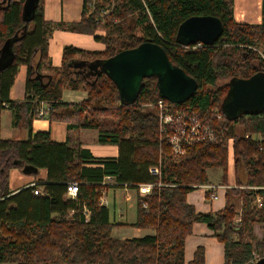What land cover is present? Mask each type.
<instances>
[{
  "label": "trees",
  "instance_id": "1",
  "mask_svg": "<svg viewBox=\"0 0 264 264\" xmlns=\"http://www.w3.org/2000/svg\"><path fill=\"white\" fill-rule=\"evenodd\" d=\"M24 2L0 0V60L5 58L1 52L5 42L10 43L6 56L10 60L0 69V114L9 110L11 126L27 131L24 140L0 139V263L186 264L185 239L195 223H203L224 245L225 264H247L252 248L241 240L244 229L261 223L263 235L256 248H264V190L226 189L224 208L213 213L196 212L186 197L207 182L206 169H220L219 184L227 185L229 139L233 140L235 185L264 187V112L228 119L222 104L229 82L217 84L220 77L231 81L264 73V0L258 25L236 22L233 0H123L114 10V18H104L103 35L96 34L99 26L84 7L79 22L53 24L44 18L43 0L25 20ZM194 16L221 21L222 35L213 45L179 43V25ZM55 28L92 35L104 50L89 52L66 46L61 66L54 68L47 42ZM145 41L161 46L171 63L197 83L191 98L174 104L178 113L166 134L159 131L154 108L161 99L156 78L144 81L134 104L119 106L117 89L106 74L92 77L87 70L77 74L74 68L75 61L104 60ZM236 55L243 60L242 66H237ZM21 66L26 67L24 98L14 101L9 93ZM43 68L48 73H42ZM64 88L82 90L86 97L78 103L63 102ZM71 116L76 123L69 129L95 130L99 144L117 147V157L96 159L79 141L53 142L48 133L32 129L34 119L57 121ZM196 123L208 126L213 139L184 144V154H174L169 134ZM25 168L36 173L44 170L45 179L13 193L9 172ZM150 168H158L159 173L151 175ZM106 178L114 188L162 185L148 196L136 197L132 227L152 234L111 237L112 229L120 224L110 220L107 207L100 203L109 187L102 184ZM70 183L77 185L74 199L66 196ZM229 195L241 199L240 231L232 227L235 206ZM257 196L260 208L255 207ZM188 264H203L201 247Z\"/></svg>",
  "mask_w": 264,
  "mask_h": 264
},
{
  "label": "crops",
  "instance_id": "2",
  "mask_svg": "<svg viewBox=\"0 0 264 264\" xmlns=\"http://www.w3.org/2000/svg\"><path fill=\"white\" fill-rule=\"evenodd\" d=\"M262 3L263 0H233V14L235 21L250 25L260 24L262 20ZM82 10L83 0H43L44 18L46 21L53 24L77 23L81 19ZM96 34L103 35V32L97 31ZM66 46H72L74 48L89 52H102L104 50V45L102 43L96 42L92 35L72 33L60 28H55L52 30L47 42V54L52 67L59 68L61 66L63 49ZM42 73H48V70L43 68ZM19 75H22L21 79L19 78ZM25 76L26 67H19L17 76L9 93L10 98L14 101H21L24 98ZM11 118L12 117L9 110L6 109L1 112L0 139H26V129L22 126L17 128L12 127ZM75 123V116L66 117L65 119L57 121L34 119L32 121V129L34 132L48 133L50 140L53 142H65L67 138H70L73 142L79 141L81 147L87 149L92 157L96 159H114L117 157V147L114 145L99 144L97 142V132H95V130L76 129L74 126L73 129H69V126L75 125ZM72 131L73 133H71ZM233 170V166L231 169L230 161H228L227 185L229 186L235 185ZM229 171H231V180H229L228 177ZM45 176L46 172L44 170H40L36 174H24L20 170H11L9 172L8 180L9 189L13 193H16L22 188L36 183V181L44 180ZM104 182L109 186L108 188H114L112 187V180H107V182ZM123 190V200L126 204L133 201L134 199L136 215V197L138 195L137 190L129 188H123ZM130 190L133 191V194L130 192ZM104 191L100 203L107 207L110 220L115 224H120V226L114 227L113 229H133L132 238H138L149 233L148 231L132 227L135 219L134 221L129 222L123 220L124 214L122 207L118 204L116 205L115 200L113 202V212L111 215L110 208L104 200ZM217 195L218 199L216 201H211L210 198L206 197V194L203 190L200 188H195L187 194L186 199L187 202L194 207L196 212L213 213L223 209L225 206L226 200L224 199V190L217 191ZM198 247H201L203 250V264H225L224 245L212 235V231L203 223H195L193 225L191 235L185 239L184 261L186 264L191 262Z\"/></svg>",
  "mask_w": 264,
  "mask_h": 264
},
{
  "label": "water",
  "instance_id": "3",
  "mask_svg": "<svg viewBox=\"0 0 264 264\" xmlns=\"http://www.w3.org/2000/svg\"><path fill=\"white\" fill-rule=\"evenodd\" d=\"M39 0H25L22 17L29 20ZM221 21L213 16H194L183 21L177 30L181 45H213L222 35ZM10 43L5 42L1 52L0 69L9 55ZM74 68L87 70L88 76L98 77L102 73L115 85L119 106L134 104L148 78H156L158 94L171 104L185 103L197 89V83L181 68L174 66L164 49L145 41L138 46L123 50L104 60L75 61ZM81 72H77V74ZM224 116L235 119L241 115H258L264 112V73L257 72L249 78H235L229 81V90L222 104ZM24 174L37 170L25 168ZM255 264H264V257Z\"/></svg>",
  "mask_w": 264,
  "mask_h": 264
},
{
  "label": "built area",
  "instance_id": "4",
  "mask_svg": "<svg viewBox=\"0 0 264 264\" xmlns=\"http://www.w3.org/2000/svg\"><path fill=\"white\" fill-rule=\"evenodd\" d=\"M123 0H83V7L87 11V14L95 18L96 24L99 27L104 25V18H114L112 16L114 10L120 6ZM102 25V26H101ZM44 106V105H43ZM174 104H168L164 100H158L154 108L156 110V118L158 123V128L160 133H167L168 127L172 126L175 123V114L178 113L177 110L173 108ZM40 114L44 112L41 110L39 111ZM168 136V135H166ZM213 133L208 126H202L201 124H187L183 126V128H177L174 132L169 134L168 143L172 149V152L176 155L184 154L183 145L184 144H191L195 141L199 140H212ZM232 139L227 141L228 144V152L229 156L232 155L233 158V149L231 145ZM229 161V159H228ZM149 173L151 175H157L159 173L158 168H150ZM111 180L110 178H106L105 181ZM102 184H106L103 182ZM113 184V183H112ZM160 184H140L137 186V194L140 197L148 196L151 191L155 187H161ZM242 189H251L253 191L264 190V187H245L240 186ZM196 188H200L204 191L205 194H211L210 199L211 201H216L218 199L217 191L226 190L229 188H237V186H229V185H220L214 183H205ZM239 188V187H238ZM77 193V185L76 183H70L67 186L66 196L67 198L74 199ZM34 194H38V190L34 191ZM255 207H261V198L259 196L255 199ZM87 217V215H86ZM240 223V220L238 221ZM264 257V249L259 252L258 254H252V259L247 264H255L259 259Z\"/></svg>",
  "mask_w": 264,
  "mask_h": 264
},
{
  "label": "rangeland",
  "instance_id": "5",
  "mask_svg": "<svg viewBox=\"0 0 264 264\" xmlns=\"http://www.w3.org/2000/svg\"><path fill=\"white\" fill-rule=\"evenodd\" d=\"M97 31L103 32V34H104V30L102 29V27H98ZM262 46H264V45H262ZM258 52H261V47L258 48ZM237 57L238 56L236 55L235 60H237L236 61L237 66H242L243 60L241 58L239 59ZM219 72L220 71H218V73ZM19 78L21 79L22 75H19ZM229 79L230 78L226 79V78L220 77L217 84L219 86H223L229 82ZM85 97H86V93L84 91H82V90L72 91L68 88H64L62 91V94H61V100L63 102H68V103L81 102L82 100L85 99ZM71 133H73V131ZM231 145H233V140L231 142ZM232 149H233V146H232ZM227 156H228V159L230 161V168L232 169L233 158H232V155L229 156L228 144H227ZM205 174H206V179H207L206 183L209 182V183L219 184V179H220V175H221L220 169H206ZM228 177H229V180H231V171H229ZM234 186H236V185H234ZM233 189H238V187L233 188ZM239 189H242V188L239 187ZM123 192H124L123 188H107L104 191V196H105L104 200L110 208L111 215L113 212V202L115 200L116 205L118 204L122 207V211L124 214L123 220H126L128 222L134 221V219H135V202H134V199H133V201L126 204L123 200ZM130 192L133 194V191L130 190ZM229 198L231 200V203L235 206L234 217L232 220V227L235 230L240 231V229H241L240 224L241 223H238V221L240 220V222H241V213H240L241 207H242L241 206V199L237 198L233 195H231V196L229 195ZM116 213H117V211H116ZM125 213H126V215H125ZM262 228H263V226L261 223L255 222L250 227L244 229L243 238L241 240H243V242L250 244V246L252 248V254H254V253L258 254L259 252H261L264 249V248H262V249L256 248V243L262 240V235H263ZM149 233L152 234L151 231ZM132 235H133V229H129V228H123V229L115 228L111 231V237L115 238V239H124V238L131 239ZM234 239L238 241L239 236H235ZM0 264H13V263H0Z\"/></svg>",
  "mask_w": 264,
  "mask_h": 264
},
{
  "label": "flooded vegetation",
  "instance_id": "6",
  "mask_svg": "<svg viewBox=\"0 0 264 264\" xmlns=\"http://www.w3.org/2000/svg\"><path fill=\"white\" fill-rule=\"evenodd\" d=\"M75 70H77V72L84 73V70H83V69L79 71V69H78V68H75Z\"/></svg>",
  "mask_w": 264,
  "mask_h": 264
}]
</instances>
